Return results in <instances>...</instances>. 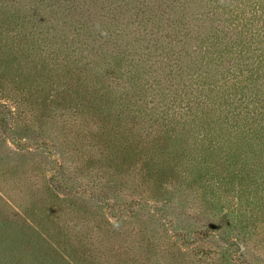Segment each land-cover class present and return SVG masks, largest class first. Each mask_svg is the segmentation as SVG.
<instances>
[{
	"label": "trees",
	"instance_id": "trees-1",
	"mask_svg": "<svg viewBox=\"0 0 264 264\" xmlns=\"http://www.w3.org/2000/svg\"><path fill=\"white\" fill-rule=\"evenodd\" d=\"M0 115V264H264V0H0Z\"/></svg>",
	"mask_w": 264,
	"mask_h": 264
},
{
	"label": "rangeland",
	"instance_id": "rangeland-1",
	"mask_svg": "<svg viewBox=\"0 0 264 264\" xmlns=\"http://www.w3.org/2000/svg\"><path fill=\"white\" fill-rule=\"evenodd\" d=\"M1 116V115H0ZM4 117H6L5 115H4ZM5 131H4V129L1 127L0 128V140L2 139V137H5ZM8 139H10V134H8ZM5 150V149H7L6 147H4V148H2L1 147V145H0V151L1 150ZM1 152H0V159H2V157H1ZM51 155V153L49 154V153H46V154H44V157H42V158H44V159H46V161H47V164H48V161H49V159H51V157L49 158V156ZM44 163V162H43ZM37 164H39V162H37ZM36 167L37 166H34L33 168H32V171H31V173H33V175H34V171H35V169H36ZM7 181H5V178H3L1 175H0V187L8 194V193H10L11 191H12V189H14L15 187H13L12 186V183H10L9 181L10 180H8V179H6ZM12 182V181H11ZM8 187H11L10 189L8 188ZM9 201V200H8ZM9 203H10V205L12 206V204H11V202L9 201ZM6 204V203H5ZM5 204H3L2 202L0 203V211L2 212V214H4L5 216L6 215H9V207L10 206H8L7 204L5 205ZM13 207V206H12ZM11 208V207H10ZM14 208V207H13ZM14 211H16V210H14ZM17 213H18V215H21L22 216V218H24V219H26L27 217L24 215V213L23 214H21V213H19L20 211H16ZM17 213H16V215H17ZM26 214H27V212H25ZM9 217V216H8ZM20 220V223H21V221L23 220V219H19ZM28 220V221H27ZM26 222H28L30 225L34 222V219H26ZM32 227H33V225H31ZM125 227V226H124ZM34 228V227H33ZM77 251V255H74V253H71L70 255H71V257H72V259H74V261L76 262V263H78V264H85L86 262H83L82 261V259H83V257H85L87 254V252H86V250H85V248H79V249H77L76 250ZM78 255H80V256H82V258L80 259L79 258V256Z\"/></svg>",
	"mask_w": 264,
	"mask_h": 264
}]
</instances>
